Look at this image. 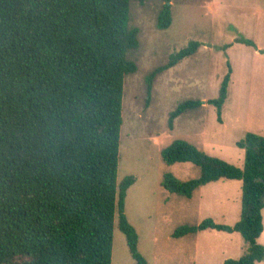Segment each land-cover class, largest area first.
I'll list each match as a JSON object with an SVG mask.
<instances>
[{"label": "trees", "instance_id": "16d2710c", "mask_svg": "<svg viewBox=\"0 0 264 264\" xmlns=\"http://www.w3.org/2000/svg\"><path fill=\"white\" fill-rule=\"evenodd\" d=\"M129 12L130 0H0V264H111L115 222L135 263L147 264L124 214L135 177L117 180L125 76L137 69L128 51L139 45ZM171 19L170 0H162L156 28L169 27ZM198 46L190 41L146 74L147 99L154 78ZM229 81L230 68L217 96L207 100L218 120ZM201 104L180 102L169 112V128ZM236 145L244 150L241 168L174 139L160 150L161 159L191 162L199 175L181 180L164 172L162 187L190 198L209 182L240 180L237 221L204 218L177 226L171 236L235 231L245 252L222 264H255L264 260L257 241L263 230L264 135L246 132Z\"/></svg>", "mask_w": 264, "mask_h": 264}, {"label": "rangeland", "instance_id": "374dc122", "mask_svg": "<svg viewBox=\"0 0 264 264\" xmlns=\"http://www.w3.org/2000/svg\"><path fill=\"white\" fill-rule=\"evenodd\" d=\"M161 4L162 0H130L129 24L138 29L139 45L128 51L137 69L125 76L122 98L117 180L135 177L126 191L124 214L147 264H222L245 252L240 233L205 229L178 239L171 233L204 218L229 225L237 221L240 180L209 182L190 198L170 193L162 187L164 172L187 180L197 177L199 168L191 162L166 164L160 150L181 138L243 166L244 150L236 141L249 131L264 135V0H170L171 23L158 29ZM193 40L199 42L196 50L158 74L147 99L146 74ZM229 68L227 98L218 120L215 106L207 100L217 96ZM186 99H200L202 104L180 114L169 128V112ZM261 213L264 227V207ZM257 241L264 245V233ZM111 264H136L116 222Z\"/></svg>", "mask_w": 264, "mask_h": 264}, {"label": "crops", "instance_id": "0c3cea01", "mask_svg": "<svg viewBox=\"0 0 264 264\" xmlns=\"http://www.w3.org/2000/svg\"><path fill=\"white\" fill-rule=\"evenodd\" d=\"M262 210V209H261ZM263 219V218H262ZM263 229H264V227H263ZM205 230V229H204ZM264 233V231L262 230V232H261V234L260 235H262ZM194 235H196V234H194ZM194 235H191V236H194ZM186 236H190V235H184V236H181V237H177L176 239H178V238H182V237H186ZM260 237V236H259ZM174 238V237H173ZM191 257V256H190Z\"/></svg>", "mask_w": 264, "mask_h": 264}]
</instances>
